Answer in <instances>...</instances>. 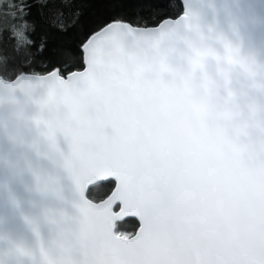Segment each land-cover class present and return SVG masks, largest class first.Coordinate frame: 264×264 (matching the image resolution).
I'll use <instances>...</instances> for the list:
<instances>
[{
  "label": "snow or ice",
  "instance_id": "1",
  "mask_svg": "<svg viewBox=\"0 0 264 264\" xmlns=\"http://www.w3.org/2000/svg\"><path fill=\"white\" fill-rule=\"evenodd\" d=\"M258 9L0 0V264H264Z\"/></svg>",
  "mask_w": 264,
  "mask_h": 264
},
{
  "label": "water",
  "instance_id": "2",
  "mask_svg": "<svg viewBox=\"0 0 264 264\" xmlns=\"http://www.w3.org/2000/svg\"><path fill=\"white\" fill-rule=\"evenodd\" d=\"M216 4L220 6L221 11L218 15V20L222 24H227L228 18L224 9L226 6L234 4L237 0H215ZM241 3H260L261 0H239ZM258 15H264V9H258ZM243 40L246 47L251 43L259 44L261 40H264V31L260 30L258 27H254L252 23V18H247V26L242 28ZM4 179L3 175L0 174V182ZM18 188V199L20 201L19 210L12 208L7 203L6 197H0V219H2L3 224L0 225V231L9 233L16 240H25L28 237L27 229L20 220V212L30 213V206L28 202V197L24 193L23 186L21 184L17 185Z\"/></svg>",
  "mask_w": 264,
  "mask_h": 264
}]
</instances>
